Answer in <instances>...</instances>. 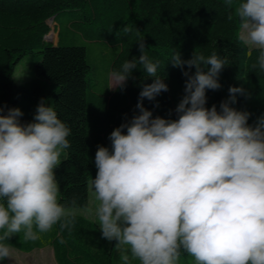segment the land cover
I'll return each mask as SVG.
<instances>
[{
  "label": "clouds",
  "instance_id": "obj_1",
  "mask_svg": "<svg viewBox=\"0 0 264 264\" xmlns=\"http://www.w3.org/2000/svg\"><path fill=\"white\" fill-rule=\"evenodd\" d=\"M225 3L244 45L258 52L252 68L264 72V0ZM136 36L141 55L109 72L107 89L123 90L137 68L152 82L142 85L137 114L110 133L111 147H97L89 215L102 238L116 242L120 264H178L182 251L195 264H264V116L250 126L251 114L231 106L237 94L251 95L242 87H229L219 111L206 107V90L222 87L227 56L194 51L182 60L174 51L172 66L188 69L185 94L175 119L153 117L144 99L169 88L138 29ZM22 116L0 104V262L11 259L13 236L35 241L57 225L71 232L79 211L76 199L61 203L55 172L67 158L70 128L43 100L32 122L22 124Z\"/></svg>",
  "mask_w": 264,
  "mask_h": 264
},
{
  "label": "trees",
  "instance_id": "obj_2",
  "mask_svg": "<svg viewBox=\"0 0 264 264\" xmlns=\"http://www.w3.org/2000/svg\"><path fill=\"white\" fill-rule=\"evenodd\" d=\"M230 14L233 10L225 0H0V104L5 113L19 108L20 122L26 124L43 100L71 130L67 158L55 170L61 203L76 199L79 208L90 205L89 179L96 175L97 147H111L110 133L137 114L142 85L152 82L137 68L123 90L107 89L108 73L141 55L137 29L148 56L160 62L158 75L169 88L154 101L144 99L153 117L175 119V108L185 94L183 71L188 69L172 66L174 51L182 60L194 51L205 56L215 51L227 56L230 64L219 75L222 87L206 90V107L216 105L219 111L229 87H242L251 95L237 94L231 106L249 112V125H256L264 116V72L252 68L258 52L244 45L239 20L234 14L228 20ZM52 27L58 34L56 43L47 38ZM125 28L132 31L126 33ZM89 48H98L106 60L102 81ZM32 53L39 54L34 75L17 83L16 65ZM8 243L23 251L52 246L58 264H120L116 242L103 239L96 221L80 213L71 232L57 225L35 241H25L20 233ZM186 257L190 256L182 251L178 264H195Z\"/></svg>",
  "mask_w": 264,
  "mask_h": 264
},
{
  "label": "rangeland",
  "instance_id": "obj_3",
  "mask_svg": "<svg viewBox=\"0 0 264 264\" xmlns=\"http://www.w3.org/2000/svg\"><path fill=\"white\" fill-rule=\"evenodd\" d=\"M243 33V30H242ZM48 40L56 43L58 41V34L52 27L51 32L47 35ZM90 57L96 56V61L100 69L99 77L102 81L103 79V68L106 65V60L104 57L100 56L98 48H89ZM39 54L32 53L26 55L15 68V79L17 83L25 82L31 79L34 75L33 66L37 60ZM89 57V58H90ZM63 156L61 157V159ZM94 197L90 192V205L88 207L79 208L77 213L83 214L91 219H94L89 215L88 210L95 207ZM95 220V219H94ZM13 249L11 259H8L9 264H58L54 255L52 246H47L44 248H36L32 251H23L16 247L11 246ZM187 260L191 261L192 257H186Z\"/></svg>",
  "mask_w": 264,
  "mask_h": 264
}]
</instances>
